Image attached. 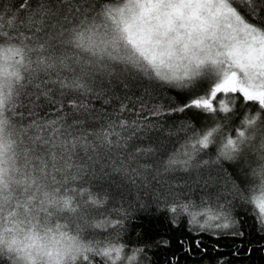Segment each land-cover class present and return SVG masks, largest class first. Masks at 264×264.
I'll return each instance as SVG.
<instances>
[{"label": "snow or ice", "instance_id": "6c2138e0", "mask_svg": "<svg viewBox=\"0 0 264 264\" xmlns=\"http://www.w3.org/2000/svg\"><path fill=\"white\" fill-rule=\"evenodd\" d=\"M129 79L175 97L151 110L171 151L89 107ZM133 207L173 235L129 247ZM246 228L264 241V0H0V264H178L172 239Z\"/></svg>", "mask_w": 264, "mask_h": 264}, {"label": "trees", "instance_id": "16d2710c", "mask_svg": "<svg viewBox=\"0 0 264 264\" xmlns=\"http://www.w3.org/2000/svg\"><path fill=\"white\" fill-rule=\"evenodd\" d=\"M107 97L105 100H93L89 107L106 116H112L114 119H125L130 128L127 135L131 137L128 141L129 145L139 147L158 146L163 142L165 147L171 151L174 146L172 142L176 140L175 136L169 137L168 131L173 124H179L180 121L173 117H156L151 114V110L157 106L163 105L165 108L175 102V97L169 93L156 95L146 91L139 80L129 79L127 84L115 82L105 89ZM121 104L125 106V111H119ZM84 116H81L83 119ZM71 119V114H69ZM187 119V117H185ZM136 125L135 127H132ZM179 135H183L180 133ZM113 195L116 194L115 185L107 189ZM193 199L196 202V207L192 211H202L199 207V196L194 195ZM131 200L127 194L125 200L121 201L118 195H115V206L119 207L121 203L128 207V201ZM111 206V204H110ZM186 217H181V227L174 230L176 236H183L189 239L192 236L187 232ZM251 223V221H249ZM170 225L167 223L164 214L156 213L154 208L148 210H140L133 207L130 216L126 223V232L124 234L125 241L129 242V247L137 245L138 242H152L163 238H168L173 235L169 231ZM201 239L202 247L207 246L206 252H201L190 241L189 251H183L177 245L176 240L172 239L171 246L167 249V254L170 257L174 252L177 255L178 264H217V261H222L223 264H264V254L257 251L256 243L259 241V236L254 234L248 235V229H245V237L243 244L239 240H234L232 237L225 236L218 241H214L207 235L201 237H192V239ZM264 243V241H259ZM217 245L218 251L214 250L212 245ZM237 247L239 251L237 252ZM252 247L251 256L245 249ZM148 255L152 257L154 264H163L166 255L164 251L156 248L148 249ZM157 253L153 256V253ZM233 253H237L233 255Z\"/></svg>", "mask_w": 264, "mask_h": 264}]
</instances>
